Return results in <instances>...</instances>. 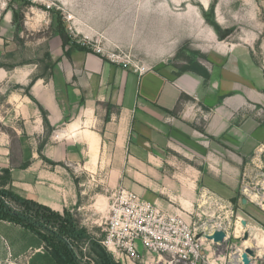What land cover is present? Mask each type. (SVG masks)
<instances>
[{
    "label": "crops",
    "instance_id": "crops-1",
    "mask_svg": "<svg viewBox=\"0 0 264 264\" xmlns=\"http://www.w3.org/2000/svg\"><path fill=\"white\" fill-rule=\"evenodd\" d=\"M1 10L0 174L9 169L11 185L22 196L62 214L78 205L80 210V200L92 197L98 173V186L121 183L191 220L200 213L198 205L209 204L208 214L218 216L221 206L232 204L242 174L257 178L264 155V92L249 72L248 55L234 45L204 48L212 61L205 78L178 72L170 62L140 71L96 52L66 54L56 33L45 40L54 66L44 76L41 61L23 59L28 42L16 39L14 8ZM30 24L24 22L25 28ZM102 196L89 207L100 211ZM253 213L264 218V209L254 207ZM0 223L16 232L26 228ZM251 246L264 252L257 242ZM43 248L42 239L26 248L0 226V263L31 264L27 253Z\"/></svg>",
    "mask_w": 264,
    "mask_h": 264
},
{
    "label": "rangeland",
    "instance_id": "rangeland-1",
    "mask_svg": "<svg viewBox=\"0 0 264 264\" xmlns=\"http://www.w3.org/2000/svg\"><path fill=\"white\" fill-rule=\"evenodd\" d=\"M7 5L18 10V22L22 24L16 26V39L23 44L28 42L23 49V59L31 57L41 61L42 71L52 60L48 57L49 51L45 46L48 41L45 40L56 33H63L72 45L87 46L107 59L127 66L136 68L137 65L157 66L170 62L178 72L188 65L194 70L190 72L196 74L209 71L212 63L210 49L205 51L204 48H213L214 44L225 42L248 55L249 72L264 87V0H0L1 13V8ZM26 21L31 23V29L25 28ZM40 40L44 43H39ZM262 159L260 167L254 171L257 178L242 174L236 200L221 206L220 213L217 212L223 223H237L233 229L238 228L235 232L238 237L232 236L223 243L204 241V256L200 264H234V251L243 248V242L247 246L254 242L259 247L264 246L260 242L261 236H264L262 230H252L251 238L243 240L245 232L241 233L240 220V217L245 218L250 225L264 230V218L253 213L254 207L262 209L260 202L264 199V155ZM100 180L101 176L95 173L93 188L89 190L92 197L84 202L80 200V204L85 206L83 209H77L78 205L76 210H69L78 226L88 232V237L69 240L78 261L81 264H97L95 244L98 243L118 264H184L169 254L145 249L131 259L109 250L103 240L107 236V222L115 198L121 188L136 191L121 183L115 184L113 179L115 185L105 189L98 186ZM102 195L105 197L104 207L100 211L95 207L91 209L90 201ZM244 197L248 199L247 203H243ZM198 207L197 212H206L202 218L208 221L211 218L207 211L209 204ZM188 222H199V217L193 215ZM0 226L9 237L19 238L26 248L41 243V239L26 228L16 232L5 224L0 223ZM27 254L31 264H55L44 248L40 253L30 250ZM255 260L252 259V264H264V260L257 263ZM11 264L27 263L15 260Z\"/></svg>",
    "mask_w": 264,
    "mask_h": 264
},
{
    "label": "built area",
    "instance_id": "built-area-1",
    "mask_svg": "<svg viewBox=\"0 0 264 264\" xmlns=\"http://www.w3.org/2000/svg\"><path fill=\"white\" fill-rule=\"evenodd\" d=\"M126 65V64H123ZM137 70L144 71L146 66H136ZM248 190V189H246ZM260 205L264 209V199ZM197 213L199 222L192 224L177 213H172L158 205L156 202L142 198L136 192L121 188L111 208L110 220L107 222V236L103 244L113 252L121 253L131 259L138 256L141 250L169 254L184 264H200L204 241L213 242L206 238L207 233L217 229L226 232L223 242L229 241L232 236L238 237L233 229L237 223L225 224L218 215L211 216L208 221L203 220ZM242 234L246 229H242ZM201 234L200 237L198 235ZM221 242V243H223ZM245 248H237L236 264H244L242 252ZM264 253V252H263ZM263 253L257 256L264 260Z\"/></svg>",
    "mask_w": 264,
    "mask_h": 264
},
{
    "label": "trees",
    "instance_id": "trees-1",
    "mask_svg": "<svg viewBox=\"0 0 264 264\" xmlns=\"http://www.w3.org/2000/svg\"><path fill=\"white\" fill-rule=\"evenodd\" d=\"M14 22L20 27L18 10L14 9ZM63 40V46L66 54H70L72 50H86L95 52L91 48L75 44L72 45L63 33H59ZM51 59L50 54H48ZM54 63L51 61L47 64V69L42 75H47L52 69ZM192 67L186 65L179 72H190ZM200 75L208 78L210 72L207 70ZM38 77L34 76L32 82ZM264 92V87L262 88ZM45 121H47L46 111L43 109ZM12 176L9 169H5L0 174V219L15 222L23 227L30 229L38 235L45 244V248L54 258L56 264H81L74 252L70 239H82L88 237V232L84 228H80L76 219L70 213L65 211L64 214L53 210L51 207L42 204L34 199L22 196L16 192L12 185ZM96 245V255L98 257L97 264H118L112 256L100 246Z\"/></svg>",
    "mask_w": 264,
    "mask_h": 264
},
{
    "label": "water",
    "instance_id": "water-1",
    "mask_svg": "<svg viewBox=\"0 0 264 264\" xmlns=\"http://www.w3.org/2000/svg\"><path fill=\"white\" fill-rule=\"evenodd\" d=\"M242 201H243V203H247L248 199L246 197H244L242 199ZM242 224L246 228L243 240H247V239L251 238V232L249 230H247L248 221L245 218H243ZM200 236H201V234L198 235V237H200ZM225 237H226V232L222 229H217L213 233H207L206 234V238L208 240L214 241L215 243L223 242ZM257 255H258L257 254V248L255 246L246 247L244 249V251L242 252V261L244 264H252V259L255 258ZM263 258H264V253H263Z\"/></svg>",
    "mask_w": 264,
    "mask_h": 264
},
{
    "label": "bare ground",
    "instance_id": "bare-ground-1",
    "mask_svg": "<svg viewBox=\"0 0 264 264\" xmlns=\"http://www.w3.org/2000/svg\"><path fill=\"white\" fill-rule=\"evenodd\" d=\"M253 227H254V226H253ZM241 228L243 229V228H244V225H241ZM248 230L251 231L250 227H249ZM254 234H255V233H254ZM251 235H252V231H251ZM249 239H250V238H249ZM249 239H247V240H249ZM247 240H245V241H247ZM260 242H261V244L264 245V236H261V240H260ZM247 247H250V246H247ZM234 257H235V260H237V255H235ZM236 263H237V261H235L234 264H236Z\"/></svg>",
    "mask_w": 264,
    "mask_h": 264
}]
</instances>
